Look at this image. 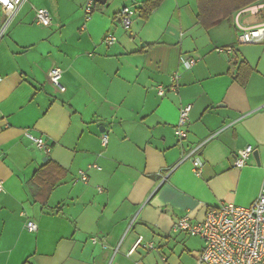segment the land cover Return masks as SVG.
I'll return each instance as SVG.
<instances>
[{"label":"crops","instance_id":"obj_1","mask_svg":"<svg viewBox=\"0 0 264 264\" xmlns=\"http://www.w3.org/2000/svg\"><path fill=\"white\" fill-rule=\"evenodd\" d=\"M144 1H97L87 20L85 0H26L6 27L0 264H190L185 232L174 230L181 217L202 221L211 208L248 206L259 196L264 42L240 43L236 18L241 12V23L263 27L264 0L209 29L198 21L197 0H164L147 19L138 12ZM125 6L136 10L129 28ZM38 9L49 11L50 23H38ZM5 18L0 7V26ZM108 33L116 43L104 42ZM189 58L196 64L185 69L181 62ZM242 61L252 68L244 84ZM54 66L63 71L64 91L50 81ZM186 105L188 135L180 139L176 128ZM249 145L253 153L237 167ZM49 160L65 175L44 204L30 181ZM204 244L188 256L192 264H201Z\"/></svg>","mask_w":264,"mask_h":264},{"label":"built area","instance_id":"obj_2","mask_svg":"<svg viewBox=\"0 0 264 264\" xmlns=\"http://www.w3.org/2000/svg\"><path fill=\"white\" fill-rule=\"evenodd\" d=\"M26 0H9L11 7L0 3L4 14L6 15L4 23L0 26V39L3 37L6 27L11 18ZM96 0H85L84 12L87 20H90L95 12ZM241 13V12H240ZM236 18V25L239 30L238 41L242 44H255L264 42V26L251 27L239 21V15ZM136 10L125 6L121 9L122 21L125 27L132 25V17ZM38 23L48 24L51 16L48 10H36ZM47 21V23H45ZM104 42L112 45L117 42L116 35L108 33L104 37ZM228 50H231L229 48ZM196 64L193 58L183 59L181 66L189 69ZM50 81L59 87L62 91L65 86L62 84L63 71L60 67L54 66L50 72ZM180 76L179 71L172 77V89H175L176 82ZM164 87H160L159 93L164 94ZM191 105H186L181 109L180 119L176 128V133L180 139L187 137V131L184 126L188 122V115ZM33 142L40 148L44 147V140L41 137L30 136ZM103 144H107L108 135L103 134ZM197 146L189 154L195 155L199 151ZM253 146H247L236 160L237 167H243L251 154ZM196 172L199 173L202 162L196 157L193 161ZM94 167H97L94 165ZM99 168V167H98ZM78 177L84 181L88 180L86 171L80 170ZM3 190V182L0 181V191ZM27 227L30 231H36L38 225L34 221H29ZM175 231H182L192 236H200L204 240V247L199 254L201 264H264V181L262 183L259 196L248 206L235 204H222L219 207L211 208L202 221H193L189 216L181 217L174 224ZM143 237L140 236L136 246L143 243ZM147 247H153L146 243Z\"/></svg>","mask_w":264,"mask_h":264},{"label":"trees","instance_id":"obj_3","mask_svg":"<svg viewBox=\"0 0 264 264\" xmlns=\"http://www.w3.org/2000/svg\"><path fill=\"white\" fill-rule=\"evenodd\" d=\"M164 0H145L138 8V12L144 19L149 18L151 13L158 8ZM261 0H197L198 21L206 29L212 28L222 20L230 18L238 10L247 8ZM238 78L244 84L252 71L247 61H242L239 66ZM65 175L63 167L56 162L49 160L32 177L31 183L37 188L35 193L44 199L59 184Z\"/></svg>","mask_w":264,"mask_h":264},{"label":"rangeland","instance_id":"obj_4","mask_svg":"<svg viewBox=\"0 0 264 264\" xmlns=\"http://www.w3.org/2000/svg\"><path fill=\"white\" fill-rule=\"evenodd\" d=\"M184 238V240L187 241V243L189 244V248H191L192 250V252H189L187 250L184 251V259L189 258V263L192 264L193 260L188 256L196 252V250H198L204 244V241L203 239H201L200 236H189V234L186 233H184Z\"/></svg>","mask_w":264,"mask_h":264},{"label":"snow or ice","instance_id":"obj_5","mask_svg":"<svg viewBox=\"0 0 264 264\" xmlns=\"http://www.w3.org/2000/svg\"><path fill=\"white\" fill-rule=\"evenodd\" d=\"M0 3H3L4 5H7V6L11 7V4L9 3V0H0ZM45 23H47V21H45Z\"/></svg>","mask_w":264,"mask_h":264},{"label":"water","instance_id":"obj_6","mask_svg":"<svg viewBox=\"0 0 264 264\" xmlns=\"http://www.w3.org/2000/svg\"><path fill=\"white\" fill-rule=\"evenodd\" d=\"M99 2H102V3H106L107 0H97Z\"/></svg>","mask_w":264,"mask_h":264}]
</instances>
